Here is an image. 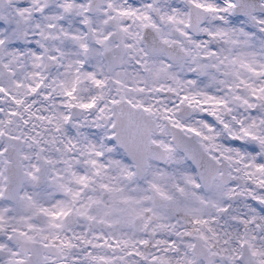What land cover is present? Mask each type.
Listing matches in <instances>:
<instances>
[{
	"label": "snow or ice",
	"instance_id": "obj_1",
	"mask_svg": "<svg viewBox=\"0 0 264 264\" xmlns=\"http://www.w3.org/2000/svg\"><path fill=\"white\" fill-rule=\"evenodd\" d=\"M0 264H264V0H0Z\"/></svg>",
	"mask_w": 264,
	"mask_h": 264
}]
</instances>
